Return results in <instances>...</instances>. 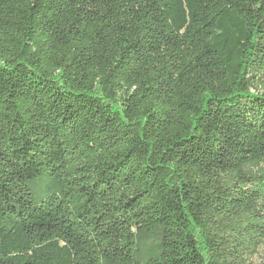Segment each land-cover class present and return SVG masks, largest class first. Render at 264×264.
Instances as JSON below:
<instances>
[{
	"label": "trees",
	"instance_id": "trees-1",
	"mask_svg": "<svg viewBox=\"0 0 264 264\" xmlns=\"http://www.w3.org/2000/svg\"><path fill=\"white\" fill-rule=\"evenodd\" d=\"M263 243L264 0H0V264Z\"/></svg>",
	"mask_w": 264,
	"mask_h": 264
},
{
	"label": "rangeland",
	"instance_id": "rangeland-1",
	"mask_svg": "<svg viewBox=\"0 0 264 264\" xmlns=\"http://www.w3.org/2000/svg\"><path fill=\"white\" fill-rule=\"evenodd\" d=\"M250 264H264V243L258 248L257 253L250 260Z\"/></svg>",
	"mask_w": 264,
	"mask_h": 264
}]
</instances>
